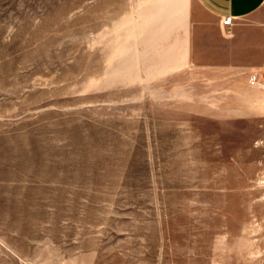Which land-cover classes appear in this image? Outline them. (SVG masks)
Here are the masks:
<instances>
[{
	"label": "rangeland",
	"instance_id": "rangeland-1",
	"mask_svg": "<svg viewBox=\"0 0 264 264\" xmlns=\"http://www.w3.org/2000/svg\"><path fill=\"white\" fill-rule=\"evenodd\" d=\"M224 27L199 0H0V264H264V82Z\"/></svg>",
	"mask_w": 264,
	"mask_h": 264
},
{
	"label": "crops",
	"instance_id": "crops-1",
	"mask_svg": "<svg viewBox=\"0 0 264 264\" xmlns=\"http://www.w3.org/2000/svg\"><path fill=\"white\" fill-rule=\"evenodd\" d=\"M199 1L218 21L233 19L231 27H224L225 38L217 51L219 60L226 61V67L264 73V0Z\"/></svg>",
	"mask_w": 264,
	"mask_h": 264
},
{
	"label": "built area",
	"instance_id": "built-area-1",
	"mask_svg": "<svg viewBox=\"0 0 264 264\" xmlns=\"http://www.w3.org/2000/svg\"><path fill=\"white\" fill-rule=\"evenodd\" d=\"M223 25L225 27H231L233 25V19L231 17H227L225 19H223ZM250 81L252 83H259L260 81H264V73L259 74V73H253L250 76Z\"/></svg>",
	"mask_w": 264,
	"mask_h": 264
}]
</instances>
